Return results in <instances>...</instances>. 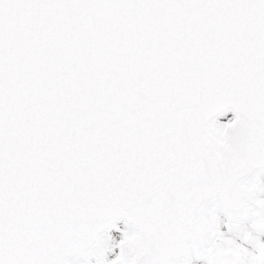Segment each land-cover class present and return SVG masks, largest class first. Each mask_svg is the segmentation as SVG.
Instances as JSON below:
<instances>
[{
    "label": "snow or ice",
    "instance_id": "1",
    "mask_svg": "<svg viewBox=\"0 0 264 264\" xmlns=\"http://www.w3.org/2000/svg\"><path fill=\"white\" fill-rule=\"evenodd\" d=\"M0 264H264V0H0Z\"/></svg>",
    "mask_w": 264,
    "mask_h": 264
}]
</instances>
